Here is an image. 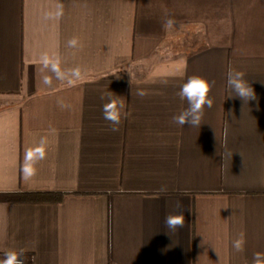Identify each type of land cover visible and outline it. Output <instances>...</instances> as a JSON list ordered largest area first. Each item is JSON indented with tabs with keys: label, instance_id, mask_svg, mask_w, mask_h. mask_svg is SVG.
<instances>
[{
	"label": "crops",
	"instance_id": "1",
	"mask_svg": "<svg viewBox=\"0 0 264 264\" xmlns=\"http://www.w3.org/2000/svg\"><path fill=\"white\" fill-rule=\"evenodd\" d=\"M45 53L81 78L41 71ZM229 66L257 100L229 97ZM192 75L214 82V105L181 128L176 93ZM109 91L128 112L115 132ZM42 138L46 158L25 180ZM2 193L17 196L0 200V261L15 250L24 264H252L264 253V0H0ZM37 193L62 197L23 196ZM180 211L171 232L164 217Z\"/></svg>",
	"mask_w": 264,
	"mask_h": 264
},
{
	"label": "clouds",
	"instance_id": "2",
	"mask_svg": "<svg viewBox=\"0 0 264 264\" xmlns=\"http://www.w3.org/2000/svg\"><path fill=\"white\" fill-rule=\"evenodd\" d=\"M60 13H57L59 16ZM175 21L168 19L165 21V29H171ZM78 41L73 38L68 41L69 47H76ZM42 65L41 71L50 70L55 78L58 80H67L69 84L74 82V79L81 78V70L79 67L74 68L69 74H66L60 68V61L58 58L52 59L46 53L40 58ZM71 77V78H69ZM42 82L45 85H51L52 80L49 76L44 75ZM214 82L209 81L207 78L199 75H192L180 86L176 95L179 99L187 102V107L184 108L179 114L172 117V122L183 128L185 125L189 127L200 128L206 109H211L214 105V98L210 96ZM226 87L230 90L232 95L229 97L239 98L248 104L249 101L257 100V95L251 83L245 79V73L232 66H229L226 72ZM147 95L143 89L136 91V96L143 98ZM102 100H106L102 105V116L105 121L111 125L112 131H119L122 118L128 115L125 99L120 96L114 95L110 92L105 96L101 95ZM66 107V105H61ZM225 137H227V128L225 129ZM45 141L42 138L39 146L36 148H28L23 157L21 164V172L25 180L32 178L36 174V164L39 160L46 158L44 148ZM166 188L161 191H166ZM176 207L183 209L181 201H177ZM164 226L171 232H177L185 227V216L183 211L172 214L169 213L164 217ZM245 236L243 232L237 234L232 240V248L235 253H243L245 250ZM21 253L15 250L5 253V257L0 264H24L20 258ZM252 264H264V253L256 252L253 254Z\"/></svg>",
	"mask_w": 264,
	"mask_h": 264
},
{
	"label": "trees",
	"instance_id": "3",
	"mask_svg": "<svg viewBox=\"0 0 264 264\" xmlns=\"http://www.w3.org/2000/svg\"><path fill=\"white\" fill-rule=\"evenodd\" d=\"M16 194H12V193H2L0 194V200H3V201H11V200H14L16 199ZM25 196L26 198H30V199H37L38 197L40 198H48V197H54L55 199H58L60 197H62V194H47V193H37V194H26V195H23Z\"/></svg>",
	"mask_w": 264,
	"mask_h": 264
}]
</instances>
